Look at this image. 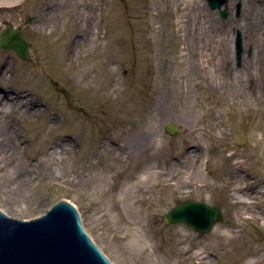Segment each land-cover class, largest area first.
Instances as JSON below:
<instances>
[{"label":"rangeland","instance_id":"obj_1","mask_svg":"<svg viewBox=\"0 0 264 264\" xmlns=\"http://www.w3.org/2000/svg\"><path fill=\"white\" fill-rule=\"evenodd\" d=\"M203 1L219 28L240 15L239 2L223 17ZM183 13L169 0L0 4V31L21 29L30 57L0 49V95L41 109L0 115L1 210L28 220L71 200L113 264H264V45L238 80L253 48L239 59L238 32L219 35L209 71L211 43L180 32ZM244 190L252 203L236 204ZM186 201L223 221L166 225Z\"/></svg>","mask_w":264,"mask_h":264},{"label":"water","instance_id":"obj_2","mask_svg":"<svg viewBox=\"0 0 264 264\" xmlns=\"http://www.w3.org/2000/svg\"><path fill=\"white\" fill-rule=\"evenodd\" d=\"M18 2L20 0H0ZM211 9H220L227 0H207ZM27 22L31 19L28 17ZM239 59L242 46L237 42ZM0 49L13 50L22 60H29V42L21 29L8 25L0 32ZM69 107L76 108L67 97ZM166 132L175 136L181 129L168 123ZM61 200H66L63 198ZM60 200H56L58 202ZM70 202L71 200H66ZM66 201L52 203L51 210L30 221L10 218L0 211V264H112L91 241L74 207ZM77 209L76 205L73 204ZM1 209V207H0ZM4 212V211H3ZM224 219L223 211L200 201L183 202L164 217L166 225L183 223L200 233H209Z\"/></svg>","mask_w":264,"mask_h":264},{"label":"bare ground","instance_id":"obj_3","mask_svg":"<svg viewBox=\"0 0 264 264\" xmlns=\"http://www.w3.org/2000/svg\"><path fill=\"white\" fill-rule=\"evenodd\" d=\"M228 2L241 4V11L239 17H233L227 25L223 28H219V22L215 17L208 13V5L203 0H169V6L177 14L183 13L184 20H178V25L181 23L187 24L186 27L180 28V32L184 31V35L198 36L200 44L205 46H210L212 51H210V60H209V71L214 72L216 70L218 61L222 59L219 58L216 49L221 42V37L219 35H226L231 33V35H237L240 39L242 52L244 53L243 44L245 48L252 47V57L250 61L244 63L240 70H237L235 73L236 79L240 80V76L246 71L249 74V67L246 66L248 63H252L258 60V57L261 53V49L264 45V1L260 4L254 3L253 0H227L224 7H227ZM10 4L12 2L0 1V4ZM223 8V7H222ZM186 11V13H185ZM179 17H181L179 15ZM206 42H209L206 44ZM64 52V47H63ZM65 53V52H64ZM63 53V54H64ZM201 59L205 54L200 55ZM204 65V63L202 64ZM18 107L25 108L26 111H29L31 115L37 114L41 109L40 107H35L32 101L28 102L26 98H17L5 93L0 95V115H5L11 113V111L17 109ZM2 137L0 133V138ZM3 144V143H2ZM250 191H241L236 192L235 203H252L250 202ZM216 233L219 231L217 229ZM223 238L229 239V233L223 231L220 234ZM246 264H254V261L247 262Z\"/></svg>","mask_w":264,"mask_h":264},{"label":"flooded vegetation","instance_id":"obj_4","mask_svg":"<svg viewBox=\"0 0 264 264\" xmlns=\"http://www.w3.org/2000/svg\"><path fill=\"white\" fill-rule=\"evenodd\" d=\"M79 112L83 113L84 111L82 110V111H79Z\"/></svg>","mask_w":264,"mask_h":264}]
</instances>
